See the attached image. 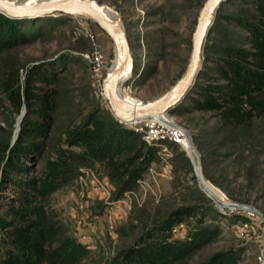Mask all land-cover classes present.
<instances>
[{"label":"rangeland","instance_id":"374dc122","mask_svg":"<svg viewBox=\"0 0 264 264\" xmlns=\"http://www.w3.org/2000/svg\"><path fill=\"white\" fill-rule=\"evenodd\" d=\"M98 1L119 12L126 28L134 70L123 83L124 91H130V96L136 100L149 101L159 97L180 78L188 65L194 32L206 0ZM254 12L252 0H226L217 9L205 38L203 64H212L222 54L224 46L245 43L247 31L237 19ZM0 13L4 19L13 20V26L19 31L13 42L0 40V125L5 127L0 130L1 166L6 165L10 150L6 151L4 147L17 142L24 118L28 114L38 118L26 107L16 110L3 91L2 79L12 64L19 66L22 73L38 64L57 70L59 76L56 85L58 108L53 113L52 124L35 138L40 145L35 158H39L32 159L31 165L40 168L69 150H85V145L70 142V136L80 122L92 113L103 121L118 119L94 84L91 64L83 53L94 49L93 32L94 40L104 53L115 58L117 48L113 38L97 21L85 15H12L2 10ZM202 81L206 83V79ZM23 110L22 120L18 123ZM168 117L191 135L208 185L228 200L247 203L264 215V114L255 117L252 124L235 125L226 122L218 110L192 107L186 95ZM122 125L127 126L124 122ZM138 141L137 147L144 146V150L148 145L155 146L157 158L140 177L138 187L118 200H114L118 186L113 180L112 200L120 210L116 215L110 217L109 206L96 193H89L78 177L47 197L48 203L79 241L78 220L81 218V223H85L81 229L88 233L93 243L90 247L93 258L105 264L172 210L193 205L200 212L175 225V235L184 237L200 218L217 222L220 235L174 264H199L230 247H237L242 252L243 259L237 264H259L260 249L264 246V217L248 210L228 213L221 209L201 188L193 160L179 141L165 140L158 144H148L141 138ZM133 155L134 151H124L114 156L113 161ZM95 168L101 176L108 175L106 163H97ZM5 187L0 188V198L5 195L2 192ZM215 209L223 213L216 214V221L213 219ZM209 211L212 213L208 215ZM87 264H92L90 259Z\"/></svg>","mask_w":264,"mask_h":264},{"label":"trees","instance_id":"16d2710c","mask_svg":"<svg viewBox=\"0 0 264 264\" xmlns=\"http://www.w3.org/2000/svg\"><path fill=\"white\" fill-rule=\"evenodd\" d=\"M252 2L255 12L237 19L247 31L245 43L228 44L212 64L204 63L187 93L192 107L218 110L226 122L235 125L252 124L255 117L264 114V0ZM2 15L0 40L13 42L19 31L13 20ZM57 72L35 64L22 73L19 66L12 64L2 79L3 91L12 106L18 111L26 107L38 118L29 114L24 118L17 142L4 147L10 150L3 167V158L0 159V188L6 184L2 190L5 195L0 198V264H87L89 259L92 264H100L93 258V250L78 240L47 197L75 179L80 167L95 168L97 163H106L108 175L118 186L114 193V200H118L138 187L140 177L157 158L155 146L148 145L146 150L144 146L137 147L141 135L134 129L117 119L118 122L103 121L92 113L70 136L72 145L83 144L85 150H69L50 164L32 166L30 161L40 148L35 138L52 124L58 108ZM0 130L5 127L0 125ZM124 151H134L133 157L113 161ZM213 211L216 221V214L223 213ZM199 212L193 205L172 210L105 264H174L220 235V225L203 218L184 237L175 235V225ZM242 259L241 250L230 247L199 264H237Z\"/></svg>","mask_w":264,"mask_h":264},{"label":"water","instance_id":"95a60500","mask_svg":"<svg viewBox=\"0 0 264 264\" xmlns=\"http://www.w3.org/2000/svg\"><path fill=\"white\" fill-rule=\"evenodd\" d=\"M226 0H206L194 32L193 48L188 65L180 78L162 95L149 100H131L122 95L119 86L129 79L134 70V57L126 34L124 24L112 19L104 10V5L98 0H0V10L12 15L59 13L65 15H85L99 23L113 38L117 52L115 62L108 69L103 83V95L116 118L129 122L137 118L160 117L174 110L183 100L201 73L204 56L203 47L206 36L210 32L217 9ZM107 5V4H106ZM121 16V15H120ZM121 19V17H120ZM24 110L18 119L21 122ZM179 126L187 135L193 151L195 173L201 188L225 212L234 210H248L264 217L262 212L247 203L228 200L222 194L214 192L204 181L201 170L200 157L194 150L193 140L187 129ZM19 126L16 128V132Z\"/></svg>","mask_w":264,"mask_h":264},{"label":"built area","instance_id":"2783aa9c","mask_svg":"<svg viewBox=\"0 0 264 264\" xmlns=\"http://www.w3.org/2000/svg\"><path fill=\"white\" fill-rule=\"evenodd\" d=\"M91 36L94 43V49L92 51L84 52V57L90 62L93 71V82L96 84L99 92L103 95V83L105 75L114 62L115 58L108 57L101 49L99 44L94 40V33L91 32ZM127 124L128 127L134 129L141 135V138L148 144H158L165 140H176L180 142L179 136H184V131L176 126L178 124L174 119H170L168 114L160 117H148L137 118L129 122L121 121ZM78 179L86 185V189L89 193H96L105 204L109 206L108 214L110 217L116 215L119 210L118 204L112 200V193L115 182L108 176H101L97 169L91 166L80 167ZM80 205L83 207L84 203L81 201ZM77 234L81 241L90 248L93 243L89 240V235L83 229H81L85 223H81V218L78 220ZM180 224V223H179ZM176 226H174L173 231ZM259 264H264V246L261 247L259 253Z\"/></svg>","mask_w":264,"mask_h":264},{"label":"bare ground","instance_id":"6f19581e","mask_svg":"<svg viewBox=\"0 0 264 264\" xmlns=\"http://www.w3.org/2000/svg\"><path fill=\"white\" fill-rule=\"evenodd\" d=\"M104 10H105V12L108 14V16H110L112 19H114L115 21L121 22V19H120V13H119V12H116L115 10H113L112 8H110L109 5H104ZM115 60H116V58L114 59V62H115ZM123 88H124V87H123V84H121V85L119 86V91H120V93H121L122 95H124V96L127 97L128 99L136 100V99H134V98H132V97L130 96V91H128V90H127V91H124ZM167 114L169 115V113H167ZM179 139H180V143L182 144V146L184 147V149L188 152V154L191 156V158H193V151H192V149H191V147H190V141H189L187 135L184 133V136H183V137H180V136H179ZM193 146H194V150L196 151L197 155L199 156V155H200V154H199V151H198V149L196 148L194 142H193ZM199 157H200V156H199ZM203 177H204V176H203ZM204 181H205V183H206V185H207L208 187H210L214 192H216V191L213 189L214 187L208 185L206 178H204ZM216 193H217V192H216ZM223 195H224V194H223Z\"/></svg>","mask_w":264,"mask_h":264}]
</instances>
